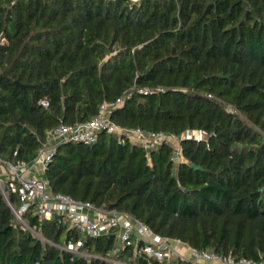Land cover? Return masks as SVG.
Masks as SVG:
<instances>
[{
    "label": "trees",
    "instance_id": "16d2710c",
    "mask_svg": "<svg viewBox=\"0 0 264 264\" xmlns=\"http://www.w3.org/2000/svg\"><path fill=\"white\" fill-rule=\"evenodd\" d=\"M0 35L2 159L30 163L61 123L132 93L111 113L119 127L206 139H183L180 163L169 143L148 151L106 132L60 144L45 170L53 192L125 211L197 250L261 260L264 0H0ZM30 224L53 243L80 238L56 219ZM113 244L87 239L92 253ZM0 264L108 263L42 242L0 189Z\"/></svg>",
    "mask_w": 264,
    "mask_h": 264
},
{
    "label": "built area",
    "instance_id": "2783aa9c",
    "mask_svg": "<svg viewBox=\"0 0 264 264\" xmlns=\"http://www.w3.org/2000/svg\"><path fill=\"white\" fill-rule=\"evenodd\" d=\"M139 3L140 0H129ZM6 39L0 35V44ZM158 91L164 92L160 88ZM139 92L149 94L150 89H140ZM132 93H127L114 102H105L99 108V113L93 119L68 125L61 123L48 135L42 143L36 157L30 163L4 160L0 157V165L9 180L2 181L0 174V189L15 216V222L25 227L42 242L49 243L87 261L92 259L105 261L108 264H140L138 259L147 264H264V255L260 261L247 258H235L231 255H218L210 250H197L179 239L169 238L156 233L149 225L133 215L116 209H106L87 201L53 192L45 170L57 152L60 144L82 142L92 144L98 141L99 135L106 132L125 138L143 146L146 150L158 148L163 143L171 144L174 149V160L184 161L181 154V141L195 139L202 141L206 134L201 130H187L180 136L165 132L153 133L141 129H128L116 125L111 119V113L121 107ZM213 98L212 95H209ZM41 105L49 106L47 100ZM229 113L241 115V112L231 105H226ZM38 167L42 177L32 176V169ZM16 194L17 202L9 199L10 194ZM30 217H36L38 222L52 221L65 224L68 231L80 235L78 241H68L64 244L53 243L36 232V227L30 224ZM113 238V247L106 253H92L87 248L88 238Z\"/></svg>",
    "mask_w": 264,
    "mask_h": 264
},
{
    "label": "rangeland",
    "instance_id": "374dc122",
    "mask_svg": "<svg viewBox=\"0 0 264 264\" xmlns=\"http://www.w3.org/2000/svg\"><path fill=\"white\" fill-rule=\"evenodd\" d=\"M4 172H5L4 168L0 165L1 179H2V181H7V180H9V177L7 175H5ZM32 172L37 173L38 177H42L43 176V173L40 171V169H38V167H34L32 169Z\"/></svg>",
    "mask_w": 264,
    "mask_h": 264
},
{
    "label": "water",
    "instance_id": "95a60500",
    "mask_svg": "<svg viewBox=\"0 0 264 264\" xmlns=\"http://www.w3.org/2000/svg\"><path fill=\"white\" fill-rule=\"evenodd\" d=\"M18 84V83H17ZM19 85V84H18ZM24 87V86H23ZM192 167L193 168H195V169H199V167L198 166H196L195 164H192ZM152 176H153V178H154V176H155V173L153 172L152 173Z\"/></svg>",
    "mask_w": 264,
    "mask_h": 264
},
{
    "label": "crops",
    "instance_id": "0c3cea01",
    "mask_svg": "<svg viewBox=\"0 0 264 264\" xmlns=\"http://www.w3.org/2000/svg\"><path fill=\"white\" fill-rule=\"evenodd\" d=\"M31 175L38 177V174L37 173H34V172H32Z\"/></svg>",
    "mask_w": 264,
    "mask_h": 264
}]
</instances>
